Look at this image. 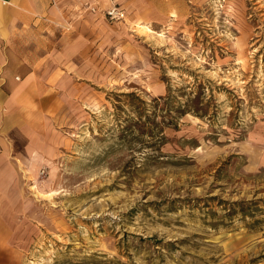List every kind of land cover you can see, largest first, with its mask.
I'll use <instances>...</instances> for the list:
<instances>
[{
  "label": "rangeland",
  "instance_id": "rangeland-1",
  "mask_svg": "<svg viewBox=\"0 0 264 264\" xmlns=\"http://www.w3.org/2000/svg\"><path fill=\"white\" fill-rule=\"evenodd\" d=\"M156 2L98 14L13 264H264V0Z\"/></svg>",
  "mask_w": 264,
  "mask_h": 264
},
{
  "label": "crops",
  "instance_id": "crops-1",
  "mask_svg": "<svg viewBox=\"0 0 264 264\" xmlns=\"http://www.w3.org/2000/svg\"><path fill=\"white\" fill-rule=\"evenodd\" d=\"M114 4L134 25L142 18L134 11L159 10L155 0H0V264H13L11 212L18 208L22 173L39 171L56 155L52 124L64 121L73 90L89 78L88 43L103 39V18L85 11ZM77 11L83 17L74 22Z\"/></svg>",
  "mask_w": 264,
  "mask_h": 264
},
{
  "label": "built area",
  "instance_id": "built-area-1",
  "mask_svg": "<svg viewBox=\"0 0 264 264\" xmlns=\"http://www.w3.org/2000/svg\"><path fill=\"white\" fill-rule=\"evenodd\" d=\"M92 13H99L110 22L122 21L125 19V12L116 4L111 5L106 9H99L96 6H89L87 8Z\"/></svg>",
  "mask_w": 264,
  "mask_h": 264
},
{
  "label": "trees",
  "instance_id": "trees-1",
  "mask_svg": "<svg viewBox=\"0 0 264 264\" xmlns=\"http://www.w3.org/2000/svg\"><path fill=\"white\" fill-rule=\"evenodd\" d=\"M131 96H132V94H131ZM135 99H137V100H138V98H136V97H135ZM139 101H140V100H139ZM183 112H184V111H183ZM171 123H172V122H171ZM171 123H170V124H171ZM170 124H169V125H170ZM151 133L153 134L154 132L152 131Z\"/></svg>",
  "mask_w": 264,
  "mask_h": 264
}]
</instances>
